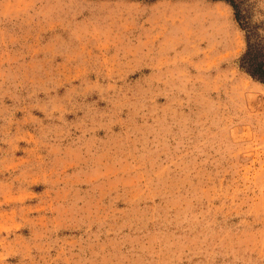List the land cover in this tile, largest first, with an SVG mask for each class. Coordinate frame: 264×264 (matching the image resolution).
<instances>
[{
	"label": "rangeland",
	"instance_id": "374dc122",
	"mask_svg": "<svg viewBox=\"0 0 264 264\" xmlns=\"http://www.w3.org/2000/svg\"><path fill=\"white\" fill-rule=\"evenodd\" d=\"M235 1L0 0V264H264Z\"/></svg>",
	"mask_w": 264,
	"mask_h": 264
},
{
	"label": "trees",
	"instance_id": "16d2710c",
	"mask_svg": "<svg viewBox=\"0 0 264 264\" xmlns=\"http://www.w3.org/2000/svg\"><path fill=\"white\" fill-rule=\"evenodd\" d=\"M228 3H230V5L235 10L237 20L242 25L243 30L249 32V30H247L248 26L243 22L244 19L241 16L240 8L239 5H237V2L235 0H229ZM258 29L264 31V24H262V28L258 27ZM261 39L262 43L260 44H263L264 35ZM243 68L255 80L264 83V56L261 54V52L255 53V48H253V45L251 44L249 35L247 36V50L243 56Z\"/></svg>",
	"mask_w": 264,
	"mask_h": 264
}]
</instances>
